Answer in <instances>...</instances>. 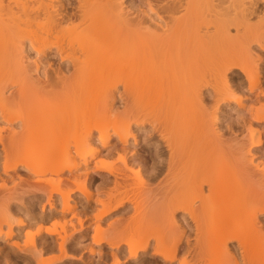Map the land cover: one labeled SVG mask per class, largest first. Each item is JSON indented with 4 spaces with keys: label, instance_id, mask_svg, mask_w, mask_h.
<instances>
[{
    "label": "bare ground",
    "instance_id": "bare-ground-1",
    "mask_svg": "<svg viewBox=\"0 0 264 264\" xmlns=\"http://www.w3.org/2000/svg\"><path fill=\"white\" fill-rule=\"evenodd\" d=\"M0 163L35 175L49 206L32 218L21 177L0 175V264L62 261L46 253L60 226L22 239V211L72 212L61 251L91 212V264H105L103 244L112 264L131 262L151 237L156 264H264V0H0ZM82 176L101 184L77 211ZM125 202L143 212L131 228L155 230L145 240L108 222Z\"/></svg>",
    "mask_w": 264,
    "mask_h": 264
},
{
    "label": "rangeland",
    "instance_id": "rangeland-1",
    "mask_svg": "<svg viewBox=\"0 0 264 264\" xmlns=\"http://www.w3.org/2000/svg\"><path fill=\"white\" fill-rule=\"evenodd\" d=\"M10 90H11V89H10ZM12 90H13V89H12ZM8 93H9V91H8ZM44 97H46V99H47V97H48V99H50L49 96H41V98H43V99H44ZM85 108H86V107H85ZM80 111H82V110H80ZM83 111H84V110H83ZM139 148L141 149V148H143V147L140 146ZM111 159H114V161H113V160L111 161V163L114 162V163H113L114 166H115V164H117V167H118V168L121 167V169H123V164L120 162L121 160L119 161V158H118V155H117V154H115V155L113 156V158H111ZM256 159H257V158H256ZM257 160H258V159H257ZM257 160H256V162H257ZM115 161H116L117 163H116ZM258 161H259V160H258ZM0 164H1V163H0ZM0 166H2V164H1ZM22 169H23V168H22ZM22 169H19V171H16V172H14V171H10L9 173H10V175H12V177L9 175V176L11 177V178H10V177H8V175H6V174L4 173V171H3L2 168L0 167V171L2 170L1 173H0V175H1L2 177H4V178L7 176V177L10 178L11 180L14 179V178H13L14 176H16V177H17V176H20V177H21L22 180H21V181L18 180V181L21 182V185L19 186V187H21V189L18 187V188L20 189V191L18 192V194H20V192H21V194H20V195L17 194V196H18V198H19V197L21 198V196H23V198H21V199H23V200L26 199V201H25V200H24V201L22 200L21 203H23V202H25V203L28 202L27 199L29 200V202L31 201L32 204H33V201L36 203V204H34V206H33V205H30L31 203L28 204L29 208L31 209V212H30L29 215H30V216L33 215L34 217L31 216L32 218H38V217H40V216H38V214H37L36 212H39V209H40V212L42 213V209L44 208V207L42 206V204L39 203V202H43V205H45V209H46V208L48 209V207H49V206H48V203H45V202H44V201L47 202V200H46V199H47V197H46V195H47L46 193H47V192H46V191L44 192L46 195L43 193L44 190L41 191V192H38V191H40V190L36 189V187H39L38 185H39L40 183H38L37 181H35V175L31 174L30 171H28L27 169H23V170H22ZM115 169H116V168H115ZM26 170H27V171H26ZM117 170H120V169H117ZM12 173H13V174H12ZM16 173H17L18 175H17ZM14 174H15V175H14ZM13 175H14V176H13ZM1 176H0V177H1ZM31 176H32V177H31ZM2 177L0 178V185L3 184V183H1V182H3V180L8 179L7 177H6L5 179H3ZM82 177H83V176H82ZM82 177H80L79 180H83V181H80V183L77 182L78 184H80V186H79L78 184H76V183H75L76 186L78 185L77 187L74 185V183L72 184L73 187H72L71 183H70L71 186L69 185L71 188L68 186L70 189H72V188L75 189V190L72 189V190H74V192L72 193V195H73L72 198H73V199H71V201H72V202H75V203L77 202V204L79 205V206L77 205V206H78V209H76L77 211H79V210L81 211L82 208H80V207H82V206H80V205H81V203H82L83 201L85 202V204H87V203L90 202V201L94 202V200H87L86 196H84V195L82 194V193L84 192L83 189H86L85 191L90 192L92 195H95L94 191H95V189L97 188V185L99 186V185L101 184V179H97V180L93 183V182H91V180L88 181L89 178H86V177H85V178H86V180H85L84 177H83V178H82ZM111 178L113 179V177H111ZM1 179H3V180H1ZM10 179H8V180H6V181H7L8 183H10V182H9ZM16 179H17V178H16ZM85 181H86V182H85ZM28 184H29V185H28ZM34 184H35V186H33ZM94 184H95L96 186H95ZM9 185H10V184H9ZM9 185H8V187H11V185H10V186H9ZM22 185H23V186H22ZM24 185H25L26 187H25ZM27 185H28L29 187H28ZM36 185H37V186H36ZM41 185H42L41 187H44V185H43L42 183H41ZM153 185L155 186V183H154ZM1 186H2V185H1ZM1 186H0V187H1ZM30 186H31V187H30ZM83 186H84V188H83ZM94 186H95V187H94ZM154 186H153V187H154ZM22 187H23V189H25V192H26V193L24 192V190L22 189ZM66 187H67V185L64 186L63 188L65 189ZM68 187H67V188H68ZM75 187H76V188H75ZM79 187H81V189H82L83 191H82ZM93 187H94V188H93ZM135 187H136V186H135ZM135 187H133V189L131 190V191L133 192V194H134V188H135ZM26 188H27L28 190H27ZM29 188H30V189H29ZM34 188H35V189H34ZM67 188H66V189H67ZM69 188H68V190H69ZM78 188H79V189H78ZM136 188H137V187H136ZM136 188H135V189H136ZM0 189H1V188H0ZM19 189H18V190H19ZM31 189H32V190L34 189V191H35V190H38V191H35V192H37V193H34V191H32ZM66 189H65V190H66ZM76 189H77V190H76ZM26 190H27L28 192H27ZM88 190H89V191H88ZM0 191H1V190H0ZM30 191H31V192H30ZM75 191H76V192H75ZM80 191H82V192L80 193ZM29 192H30V194H29ZM32 192H33V193H32ZM40 193H41V194H40ZM90 193H89V194H90ZM129 193H130L129 196H132V193H131V192H129ZM23 194H24V195H23ZM25 194H27V195H25ZM82 195H83V196H82ZM15 196H16V195H15ZM29 198H30V199H29ZM33 198H34V199H33ZM52 199H53V200L57 199V200L53 201V203L55 204L56 207H59V208H58V209H59L58 211H60V209H61L60 207H62V205H58V204L61 202V200H59V199H61V197L58 196V195H56V196H53ZM85 199H86V200H85ZM40 200H41V201H40ZM58 200H59V201H58ZM74 200H75V201H74ZM82 200H83V201H82ZM12 201H13V200H12ZM37 201H38V203H37ZM57 201H58V202H57ZM79 201H80V202H79ZM81 201H82V202H81ZM86 201H87V202H86ZM17 202H18V201L16 200V201H14V202H11V204L14 203V204H12V205H15ZM19 202H20V201H19ZM84 202H83L82 204H84ZM119 202H120V201H119ZM21 203H17V206H20V207H21V205H22ZM44 203H45V204H44ZM61 203H62V202H61ZM61 203H60V204H61ZM23 204H24V203H23ZM38 204H40L42 207H41L40 205H39V206H40V207H39ZM56 204H57V205H56ZM116 204H117V203H116ZM116 204H115V206H116ZM125 204H126L125 207H123V209H120V211L122 210L121 213H120V211L118 210L117 212H116V211L113 212L114 214L112 213L111 215H109V217L112 216V217H114V218L117 217L118 219L121 218V219H119V220L117 219L118 222L115 221L116 219H114V220H112V221H109L110 219H112V217H111L110 219H108V217H107L105 221H106V223H107V219H108V222H113V221H114L115 223H114V222H113V223L117 225V226H114L115 228L118 227V230H120V231L122 230V232H123V230H126V232L128 233V232H129V231L127 230V229H128V225H129V227H130L132 222H133V225H134L136 222H138L139 220H137V219H138V217H140V216H141V218H142L143 212H142V215H139V216H136V215H135V216L137 217V219H136V218L133 216L134 211H132V210H133V206H131L132 204H130V203L127 204L126 202H125ZM36 205H37V206H36ZM30 206H31V207H30ZM35 206H36V207H35ZM115 206H113V207L115 208ZM117 206H118V204H117ZM22 208L25 209V208H26V204H25V208H24V205H23ZM35 208H36V209L39 208V209H37V211H36ZM41 208H42V209H41ZM79 208H80V209H79ZM127 208H129V209H127ZM33 209H34L33 212H35L37 216H36L34 213H32V210H33ZM113 210H114V209H113ZM124 210H125V211H124ZM128 210H129V211H128ZM77 211H76V212H77ZM123 211H124V214H123ZM131 211H132V212H131ZM40 212H39V214L41 215ZM126 212H127V213H126ZM129 212H130V213H129ZM20 213H22V214H20ZM20 213H17V215H16V214H15V215H16L17 217L19 216V219L25 220V222H26V225L24 226L25 230L23 229V230H21L20 233H19V235L21 234L20 237H21L22 239L25 238V236H23V235L25 234L24 231H26L27 228H28L31 232H33V231H34V228H35V230H37L38 228H40V226L42 227V226H45V225H46L47 228H50V227H51L50 229H52V228L54 229V227L57 229V227L60 226V227H58L59 230L57 229V230L59 231V233L56 234V236L58 235L56 238L59 239V240H60V238H58V237H60L61 235H64V234H65L70 228H71V231L69 230V231H70V232L68 231L69 233H71V232L74 231V230L72 229V225L70 224V220H71V218H72L70 215H72V212H67V213H66L67 215H65V216L62 215L60 212H57L54 216H52L51 218H48L49 220H48V219H45V220H43V221H42V220H37V221H36V219L30 220V217H28L24 211H22V212H20ZM31 213H32V214H31ZM70 213H71V214H70ZM81 213H82V212H81ZM81 213H80V214H81ZM131 213H132V214H131ZM18 214H20V215H18ZM69 214H70V215H69ZM86 214L88 215V214H92V213H91V212L89 213V211H88V213H84V214L82 213V218H83V217L85 218V219L83 218V220H84V222H85V223H84L85 226H84V228H83V231H84V229H85V232L83 233V231H82V233L84 234V236H83L82 239L80 240V243H82V245H81L80 243H79L80 245H79V244H76V241H72V242L66 244L65 251H61V249L59 248V243H58L57 239L54 237L55 235H53V237L51 236V237L48 238V241H52V242H53L54 240H56V241L53 242V244L55 243V244H54V246H55L54 249H53L51 252L47 251L46 253L49 254V256H50V255H52V253L54 252L52 256H53V257H56L55 259H57V258L59 259V258L62 257V258H61L62 261H61L60 263H58V264H91V262H92L91 260L93 259V257H91V256H92L91 254H89V247H91V245H92V243H93V241H94V240H92L91 238H93V234H92V232L94 233V229L92 228V226L94 227L95 225H92V224H94V223H91V222H94V221H93L94 218L92 219L91 215H88V217H87ZM128 214H129V215H128ZM130 214H131L132 217H134V218L136 219L135 221H134V218H132V217H128V216H130ZM83 215H86V216H83ZM117 215H120V217L117 216ZM124 215H125V216H124ZM16 216H15V217H16ZM89 216H90L91 220H90ZM126 216H127V217H126ZM55 217H56V218H55ZM69 217H70V219H69ZM80 217H81V216H80ZM24 218H25V219H24ZM73 218H74V217H73ZM130 218H132V222H130ZM26 219H27V220H26ZM55 219L58 220V221H55ZM67 219H68V222H67ZM75 219H78V218L75 217L74 219H72L73 222H75L76 225L79 226V225L77 224V223H78V222H77L78 220H75ZM123 219H124V222L122 221ZM139 219H140V218H139ZM47 220H48V221H47ZM128 220H129V221H128ZM27 221H28V222H27ZM38 221H39V223H40V222H41V223L43 222L45 225H44L43 223H42V225H39ZM45 221H47V222H45ZM65 221H66L67 223H66ZM86 221H87V223H90L92 226H89V224H87ZM90 221H91V222H90ZM121 221H122L123 223H121ZM125 221H126L127 223H126ZM34 222H35V224H34ZM36 222H37V224H36ZM51 222H52V223L54 222V224L57 222V223H56V226H54V224H52ZM116 222H117L118 224H121V226L118 225ZM28 223H29V224H30V223L33 224V225H31L32 227H29L30 225H29ZM106 223L104 222V219H103V220H102V225H103V224L105 225ZM57 224H58V226H57ZM65 224H66V225H65ZM123 224L125 225V229L123 228V227H124ZM34 225H36V226H34ZM38 225H39V226H38ZM70 225H71V226H70ZM106 225H107V224H106ZM133 225H132V226H133ZM37 226H38V227H37ZM88 226H89V227H88ZM122 226H123V227H122ZM33 227H34V228H33ZM46 227H44V228L42 227V228H43L44 230H46V229H45ZM69 227H70V228H69ZM104 227H106V226H103V228H104ZM120 227H121L122 229H121ZM36 228H37V229H36ZM68 228H69V229H68ZM78 228H79V227H78ZM106 228H107V227H106ZM106 228H104V229H106ZM115 228H114V230H112V229L110 228V230H108L109 233H107V230H106L105 233H107L108 238H109V237L112 238V236L115 235V236L113 237V238H114L113 241H118L120 238H121V240H122V236H121L122 233H119V234H121L119 239L116 237V236L118 235V232H117L118 230L115 229ZM119 228H120V229H119ZM126 228H127V229H126ZM147 228H152V227H148V226H147L146 229L143 228V231L146 230L144 233H145L147 236H148V235L150 236V231H147ZM28 229H27V230H28ZM67 229H68V230H67ZM86 229H87V230H86ZM131 229H132V231H133L134 228H133V227H132V228L130 227L129 230H131ZM32 230H33V231H32ZM61 230H62V231H61ZM134 230H135V229H134ZM153 230H154V229L152 228L151 232H152ZM58 231H57V232H58ZM88 231H89V232H88ZM90 231H91V232H90ZM111 231H112V232L115 231L116 233H115V232L112 233ZM120 231H119V232H120ZM135 231H137V229H136ZM135 231H134V233H131V232H130L132 236L129 235L130 233H129L128 235L125 236L126 239H130L131 237H133V239L131 238L132 241H131V240H125V241H123L124 244H122L123 242L121 241L122 243H120V247H119V249L121 248L120 251L123 250V253H124V251L126 250V247H127L126 244L128 245V243H126V242L129 241V243H130V241H131V244H132V242H133V243H134L133 245H135V244H137V242H139V241L141 242V240H142L144 237H146V236L144 235V233H142V230H140V231L138 230L139 233L141 232V235H140V236H141V237L144 236V237H143V238L140 237V238H139L140 240H139V239L137 240L136 238L138 237V234H139V233L135 234ZM138 231H137V232H138ZM23 232H24V234H23ZM68 232H67V234H69ZM110 232H111L112 234H110ZM126 232H125V233H126ZM154 232H155V230H154ZM35 233H36V232H35ZM125 233L123 232V234H125ZM127 233H126V234H127ZM42 234H43V236H45V237L47 236L46 233H44V232H43ZM73 234H75V235L78 234L77 236H79L80 233H79V232H78V233L75 232V233H73ZM73 234H72L71 237H73ZM109 234H110V235H109ZM134 234H135V235H134ZM142 234H143V235H142ZM19 235H18L17 237H19ZM69 235H70V234H69ZM90 235H91V236H90ZM136 235H137V237H135ZM104 236H105V235H104ZM107 236H106V237H107ZM154 236H155V235H154ZM71 237L69 238V241H71ZM134 237H135L136 241H135ZM0 238L2 239V237H0ZM115 238H117L118 240H117V239L115 240ZM123 238H124V237H123ZM147 238H148V237H147ZM1 239H0V243L3 242V241H1ZM17 239H18V238H17ZM22 239L19 238V240H22ZM51 239H52V240H51ZM88 239H89V240H88ZM150 239H151V245H152V243H154V242H153V240H152V237H151ZM19 240H18V241H19ZM143 240H145V238H144ZM69 241H68V242H69ZM19 242H20V241H19ZM22 242H26V241H23V240H22L21 243H22ZM73 242H74V244H73ZM90 242H92V243H91V245H89V247H88L87 245L90 244ZM140 242H139V243H140ZM83 243H84V244H83ZM139 243H138V244H139ZM143 243H144V242H142V243H140V244H143ZM86 244H87V245H86ZM140 244H139V247L142 246V245L140 246ZM2 245H3V244H0V246H2ZM25 245H26V244H25ZM76 245H77V246L79 245V246L76 247ZM104 245H106V244H103V246H100L102 249L99 247V250H100V251L104 250L102 253L105 255V258H103V259H105V260L102 261V262L105 263V264H112V262H114V261H112V259H111V256H112L111 253H112L113 249H111V247H109V245H106V246H104ZM151 245H150V246H151ZM167 245H168V244H167ZM22 246H24V243L22 244ZM39 246H40V244H39ZM73 246H75V247H73ZM84 246H85V247H84ZM150 246L148 247V249H147L145 252H142V253H141L142 256H140L139 258H137V259H135V260H133V261L131 260V262H130L128 256H127L128 253H127L126 251H125V255H126L127 257H125V258H128V259L125 260L124 257H123V258L121 257V258H122V260L124 259L123 261H124V263H126V264H148V263H149V264H156V261L158 262L159 260H158V257H157L156 259L151 258L150 252H151V249H152L151 247H153V246H151V247H150ZM86 247H87V248H86ZM97 248H98V247H97ZM119 249H117V251H119ZM110 250H111V251H110ZM148 250H149V251H148ZM114 251H115V249H114ZM147 251H148L149 253H148ZM48 252H49V253H48ZM108 252H109L110 254H109ZM69 253H70L71 255H70ZM47 254H44V255L46 256ZM72 254H73V255H72ZM44 255H43V257H44ZM65 255H68L69 258H66V259H65ZM75 255H76V257H75ZM87 255H88V256H87ZM144 255H145V256H144ZM10 256H11L10 259H13V260H11V261H14V262H10V263H11V264H12V263H15V262L17 263V261H16L17 257L14 256L13 254H11ZM52 256H50V257H52ZM71 256H72V257H71ZM73 256H74V257H73ZM77 256H80L81 259H80L79 257H77ZM89 256H90V257H89ZM96 256H97V255H96ZM47 257H48V256H47ZM4 258H5V257L3 256V259H4ZM72 258H74V259H72ZM76 258H78V259L76 260ZM90 258H92V259H90ZM112 258H113V257H112ZM58 259H57V260H58ZM63 259H64V260H63ZM103 259H101V260H103ZM152 259H153V260H152ZM0 260H2V258H0ZM5 260H6V258H5ZM5 260H3V261H5ZM17 260H18V259H17ZM78 260H79V261H78ZM89 260H90V261H89ZM93 260H94V259H93ZM154 260H155V261H154ZM18 261H19V262H18L17 264H21V263H20V262H22L21 259H19ZM71 261H72V262H71ZM85 261H87V262H85ZM111 261H112V262H111ZM126 261H127V262H126ZM62 262H63V263H62ZM1 263H2V261H1ZM6 263H7V262H6ZM6 263H2V264H6ZM8 263H9V262H8ZM124 263H123V264H124ZM158 263H160V261H159ZM35 264H36V263H35ZM175 264H177V262H175Z\"/></svg>",
    "mask_w": 264,
    "mask_h": 264
}]
</instances>
